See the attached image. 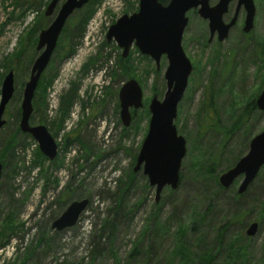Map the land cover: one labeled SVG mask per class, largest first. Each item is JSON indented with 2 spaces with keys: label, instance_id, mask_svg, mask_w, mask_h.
Returning a JSON list of instances; mask_svg holds the SVG:
<instances>
[{
  "label": "rangeland",
  "instance_id": "374dc122",
  "mask_svg": "<svg viewBox=\"0 0 264 264\" xmlns=\"http://www.w3.org/2000/svg\"><path fill=\"white\" fill-rule=\"evenodd\" d=\"M64 1L45 17L50 0H0V86L9 71L14 74L0 155L3 142L18 128L32 39ZM216 3L209 0L210 7ZM236 3L229 5L224 23ZM253 4L252 30L242 31L241 8L222 42L216 36L208 42L207 21L196 10L186 13L181 46L192 71L174 120L186 153L178 187H165L158 202L142 170L133 169L148 129L149 102L154 95L161 101L165 92L167 62L162 57L156 71L136 48L122 58V50L106 41L108 28L123 14L136 12L138 0H93L82 35L67 38L81 19L73 13L58 40L73 53L42 74L29 121L47 129L57 146L55 159L45 158L20 131L23 136L15 137L11 154L0 156V264H200L198 255L207 250L214 253L210 264H264V166L239 199L242 176L228 189H218L219 176L246 155L250 140L264 130V112L245 111L264 86V0ZM125 59L130 71L124 78L119 64ZM129 79L142 89V108L132 111L130 125L123 127L118 91ZM81 200L88 205L75 226L51 230L68 205ZM233 216L237 221L225 232L232 241L228 253L226 244L217 249L213 239ZM252 223L257 232L247 237ZM200 238L204 244H197Z\"/></svg>",
  "mask_w": 264,
  "mask_h": 264
},
{
  "label": "water",
  "instance_id": "95a60500",
  "mask_svg": "<svg viewBox=\"0 0 264 264\" xmlns=\"http://www.w3.org/2000/svg\"><path fill=\"white\" fill-rule=\"evenodd\" d=\"M59 0H50L44 16L50 17ZM234 0H217L210 7L209 0H168L163 5L158 0H138L137 11L131 15L123 14L106 33V41H113L122 50L121 57L128 56L134 47L142 56L150 58L156 71L159 61L165 58V92L161 101L154 95L148 105L150 114L148 129L138 151L133 172L142 170L148 185L155 188V201L165 187L175 190L179 184V171L186 153L185 140L177 134L174 120L177 106L186 90L192 66L186 58L182 46V36L187 25L186 13L196 10L197 15L207 21L208 42L216 36L218 42L224 41L237 22L239 11H244L242 31L249 33L253 28L255 8L253 0H237L233 16L228 23L223 22L229 5ZM88 3V0H65L57 10L49 25L37 36L34 59L27 82L24 84L20 103L19 131L29 135L37 144L41 154L49 161L57 155V146L44 126H31L29 119L33 113L32 101L42 73L47 68L57 40L66 21L73 13ZM14 93V74L9 71L0 86V130L5 125L4 112ZM119 118L123 127L131 123L132 111L142 108V89L134 79L127 80L118 91ZM257 110L264 112V86L255 100ZM264 166V130L254 136L248 145L245 156L232 168L218 178L222 189H228L234 180L242 176L237 194L242 195L257 177ZM2 166L0 165V177ZM88 205V200L74 201L52 222L51 230L61 232L72 228ZM257 224L248 226L245 234L253 237Z\"/></svg>",
  "mask_w": 264,
  "mask_h": 264
},
{
  "label": "trees",
  "instance_id": "16d2710c",
  "mask_svg": "<svg viewBox=\"0 0 264 264\" xmlns=\"http://www.w3.org/2000/svg\"><path fill=\"white\" fill-rule=\"evenodd\" d=\"M92 1L93 0H88V3L86 4V5H84L81 9H79V10H77V11H75L74 13L75 14H79V15H81V19H80V22H78V23H76V24H73L72 26H71V29L69 30L70 32H67L66 33V35H67V38H69L70 37V35L72 34V35H74V37H76L77 35V38H79L80 37V35H82V32H83V26H84V23L87 21V19L89 18V16H90V9H89V5L92 3ZM161 4H163V5H165V4H167V2H168V0H158ZM72 18V16L66 21V23H65V25H64V27H63V29H62V32H61V34L60 35H64V33H65V31H66V27H68L69 26V21H70V19ZM43 27L41 26L40 28H39V31L42 29ZM71 33V34H70ZM36 35H37V33H36ZM60 37V36H59ZM58 40H59V38H58ZM58 40H57V43H56V47H55V49H54V51H53V53H52V56H51V58H50V61H49V64H48V66H47V68L45 69V71L42 73V74H44V73H46V72H48L51 68H52V64H53V62L56 60V59H58V60H62V59H64V58H66V57H68V56H70L72 53H73V51H72V47H70L69 45H67V44H58ZM36 41H37V36H34L33 37V39H32V42H31V50H32V54H31V57L28 59V62H27V65L29 66L30 64H32L33 63V60H34V58L36 57V50H35V43H36ZM119 69L121 70V74L122 75H124V78H125V76L126 77H128L129 76V74H128V72L130 71L129 70V68H128V63H127V60L125 59L123 62H120V64H119ZM120 74V75H121ZM42 76V75H41ZM116 76V75H115ZM41 78V77H40ZM41 79H39V81H40ZM39 83V82H38ZM209 98H210V102H211V96H209ZM34 99V98H33ZM248 107L250 108V109H253V108H255V104L252 102L249 106H247L246 108H245V111L248 109ZM244 111V112H245ZM131 115H132V117H133V115H134V113L133 112H131ZM242 115V117L244 116V113H242L241 114ZM242 117H241V120H239V118L237 119V121H236V123H235V125L236 126H238V125H241L242 124ZM33 117H32V115H31V117H30V119H29V121H31V120H33L32 119ZM8 123L6 122L5 123V125H7ZM17 136H23L20 132H19V129L16 127V125H15V129H14V131H13V134H12V136L10 137V139H7L6 141H4L3 142V144H2V147H1V149H2V151H1V160H3V157H4V155L5 154H11L10 152H12V148H13V146H14V144H15V137H17ZM24 136H27L28 138H29V135H24ZM218 189L219 190H221V187L219 188L218 187ZM238 195V194H237ZM237 195H235V198H237V199H239L240 198V195L239 196H237ZM211 209V207L210 206H208V211ZM204 217V215H202L200 218H203ZM235 218V216H233L232 218H230L231 220L230 221H228V222H226V224L224 225V226H222V227H220L217 231H216V233H215V235H214V241H213V246H215V248L217 247V249H219L220 247H222L223 245H225L226 244V251L229 253V250H231L232 249V241L231 240H229V237L227 238V239H225V232H226V229H227V227L230 225V223H232V222H235L233 219ZM236 219V221H237V218H235ZM203 220V219H202ZM240 221V220H239ZM109 224V223H108ZM107 223L105 224V226L106 225H108ZM198 243H200V244H204V241H203V238H200V239H197V244ZM182 246H184V245H182ZM95 247V246H94ZM137 253V251L135 250L134 251V253L133 254H131V256L130 257H133V256H135V254ZM213 251H205V252H201L199 255H198V259H199V263L200 264H210V263H212L213 262V260H214V257H213ZM228 258H229V255H228ZM240 257H237V256H235V258L234 259H237V261L236 262H238V263H241V261L242 260H240L239 259ZM233 259V260H234ZM226 260V259H225ZM243 263V262H242ZM244 264V263H243ZM246 264V263H245Z\"/></svg>",
  "mask_w": 264,
  "mask_h": 264
}]
</instances>
